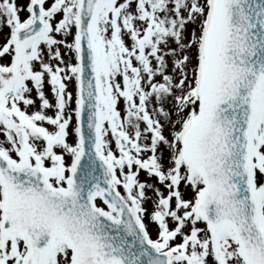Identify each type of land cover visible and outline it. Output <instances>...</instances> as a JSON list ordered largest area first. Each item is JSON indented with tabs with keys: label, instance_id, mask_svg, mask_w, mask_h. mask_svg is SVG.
I'll return each instance as SVG.
<instances>
[{
	"label": "snow or ice",
	"instance_id": "snow-or-ice-1",
	"mask_svg": "<svg viewBox=\"0 0 264 264\" xmlns=\"http://www.w3.org/2000/svg\"><path fill=\"white\" fill-rule=\"evenodd\" d=\"M0 264H264V0H0Z\"/></svg>",
	"mask_w": 264,
	"mask_h": 264
},
{
	"label": "rangeland",
	"instance_id": "rangeland-1",
	"mask_svg": "<svg viewBox=\"0 0 264 264\" xmlns=\"http://www.w3.org/2000/svg\"><path fill=\"white\" fill-rule=\"evenodd\" d=\"M21 2L23 3V2H25V0H21ZM21 15H25V13H21Z\"/></svg>",
	"mask_w": 264,
	"mask_h": 264
}]
</instances>
